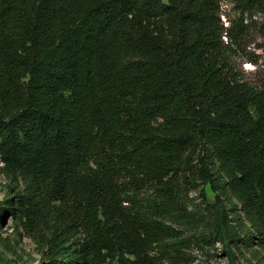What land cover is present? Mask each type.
Instances as JSON below:
<instances>
[{
  "label": "trees",
  "instance_id": "trees-1",
  "mask_svg": "<svg viewBox=\"0 0 264 264\" xmlns=\"http://www.w3.org/2000/svg\"><path fill=\"white\" fill-rule=\"evenodd\" d=\"M222 3L240 17L226 27ZM257 13L263 0H0L16 185L0 223L48 231L38 264H189L190 245L215 244L231 264L239 247L264 259V76L253 87L229 60Z\"/></svg>",
  "mask_w": 264,
  "mask_h": 264
},
{
  "label": "rangeland",
  "instance_id": "rangeland-1",
  "mask_svg": "<svg viewBox=\"0 0 264 264\" xmlns=\"http://www.w3.org/2000/svg\"><path fill=\"white\" fill-rule=\"evenodd\" d=\"M220 12L224 27L229 25L228 20L240 19L229 4L222 3ZM243 26L245 28L241 39L231 44L229 48V60L238 77L243 82L256 87L260 78L264 76V14L257 13L251 18L244 17ZM9 188L12 189L9 193L12 197L16 185L6 177L0 164V204L7 198ZM203 194L206 200H211L212 195L209 188H205ZM11 199L14 200V198ZM188 199L190 210L194 206L199 209L203 208V197L199 194V189L190 193ZM179 230L181 236L189 237L191 241H194L201 232ZM48 237L47 230L40 232L24 230L22 225L7 215L0 223V264H38L42 259V252ZM254 250H256L255 247L248 250L239 247L234 264H264L262 254L255 253ZM184 254L190 259L189 264H231L219 244L203 247L202 250L190 245L184 250Z\"/></svg>",
  "mask_w": 264,
  "mask_h": 264
}]
</instances>
